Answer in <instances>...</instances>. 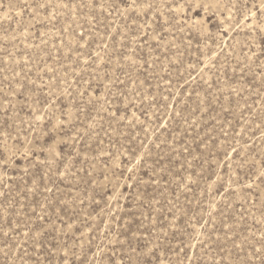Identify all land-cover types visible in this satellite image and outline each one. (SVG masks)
Here are the masks:
<instances>
[{
  "label": "rangeland",
  "instance_id": "obj_1",
  "mask_svg": "<svg viewBox=\"0 0 264 264\" xmlns=\"http://www.w3.org/2000/svg\"><path fill=\"white\" fill-rule=\"evenodd\" d=\"M0 264H264V0H0Z\"/></svg>",
  "mask_w": 264,
  "mask_h": 264
}]
</instances>
